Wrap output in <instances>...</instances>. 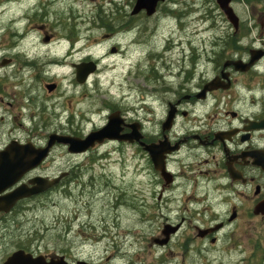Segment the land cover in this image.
I'll return each mask as SVG.
<instances>
[{
	"label": "flooded vegetation",
	"instance_id": "obj_1",
	"mask_svg": "<svg viewBox=\"0 0 264 264\" xmlns=\"http://www.w3.org/2000/svg\"><path fill=\"white\" fill-rule=\"evenodd\" d=\"M55 2L56 0H6V5L15 4L21 9V13L18 15L19 20L11 21L13 25L5 33L0 29V169L10 170L15 164L27 166L28 162L34 163V153L47 146L51 134L69 135L61 124L72 126L75 119L73 112L69 116L65 114L66 109L61 100L69 97V87L72 89L71 97H76L77 88L86 89L93 79L97 81L100 74V57L93 59L91 55L80 58L82 52L77 51L80 41L76 24L65 28L64 18H59L57 14L50 21ZM247 2L251 5L258 4L259 1ZM262 7L260 11H252V14L247 15V20L244 18V11L242 15L236 12V27L224 20L227 30L221 27L223 35L220 30L215 32L220 36L211 37V49L204 53L205 57L199 59L196 54H191L188 70L182 71L184 77L181 84L175 85L169 80L173 78L172 72L163 75L151 65L149 80L154 82V90H140L143 99L138 109L146 111L148 105L158 104L162 115L155 122V129L148 132L143 124L145 119L126 103L106 105V122L110 115L117 116L121 121V134L130 133L132 128L128 126L133 125L145 146L165 143L167 147L176 148L161 160L171 177L163 180L154 171L144 146L139 147L135 142L130 145L104 141L83 154L75 155L87 156L109 145H130L137 148L148 165V170L155 176L156 201H163L165 205L168 202L181 204L180 210L184 217L177 223V233L183 228L191 227V230L196 231L197 239L201 242L209 241L212 247L217 246L220 235L225 231H229L225 241L227 247H237L242 243L238 239L242 235L232 234L242 219L247 222L250 219L264 222V211L255 214L259 211L258 206L264 203V6ZM131 9L129 7L130 16L125 17L122 8H115V12L110 14L113 18L108 19L113 23L104 21L100 27L96 23L101 31H105L102 40L97 41L96 45H116L111 48L110 54L117 55L122 51L124 44L121 41L129 39L130 22L145 16L143 12L132 16ZM120 13L122 16L118 15ZM213 28L219 27L214 24ZM58 29L66 30L65 35L58 31L66 44L61 55L52 51V46L61 43L60 37L56 38L54 33ZM90 62L96 67L95 72L87 77L85 83L78 85L77 68ZM59 69L69 70V85H63L62 80H57ZM179 75L180 73L175 76ZM23 77L27 79L20 81ZM51 85L54 88L51 89ZM93 85L96 83L93 82ZM20 87H23L22 97H19ZM155 87L163 91L159 93ZM83 97L84 95L80 96L81 99ZM171 109L173 120L170 128L164 129L163 125ZM55 124H58V128L52 130ZM96 129L98 128L92 130ZM79 130L71 131L70 136L84 138L90 132ZM51 152L38 165L26 171L10 188L0 193V197L20 186L31 188L34 185L31 182L36 178L52 179L46 174L50 169ZM59 175L63 177L58 186L69 178L68 172ZM53 189L55 188L20 199L7 212L0 211V234L4 229L8 231L10 222L27 218L34 211V201L47 196ZM140 201L143 202L142 199ZM227 203L229 206L226 210L217 212L214 208ZM196 216H201V228L193 223ZM149 219L154 221V217ZM217 225L218 231L212 233L211 230ZM166 226L170 229L172 223L162 224L163 229ZM248 228L251 229V226ZM176 234L170 236L166 245L172 242ZM198 235L204 237L200 238ZM213 238L216 241L212 244L210 240ZM162 239V230L159 229L157 236L150 238L149 246L166 247L157 243ZM44 256L47 259L63 256L68 260L66 254Z\"/></svg>",
	"mask_w": 264,
	"mask_h": 264
},
{
	"label": "rangeland",
	"instance_id": "obj_2",
	"mask_svg": "<svg viewBox=\"0 0 264 264\" xmlns=\"http://www.w3.org/2000/svg\"><path fill=\"white\" fill-rule=\"evenodd\" d=\"M258 1L249 5L245 0H236L232 8L239 15L244 11L247 20L252 11L263 8L264 2ZM0 2V29L5 33L12 27L11 21L19 20L21 9L15 4L6 5V0ZM133 4L134 0H56L53 4L50 21L57 14L64 18L65 28L70 24L78 27L80 58H101L100 74L97 81L93 79L96 85L91 81L86 89L77 88L76 97H71L69 87L67 96L71 99L61 100L65 114L73 112L75 119L72 126L61 124L69 135L71 131L88 132L103 126L108 114L106 105L120 103L136 109L145 119L143 124L148 132L155 129L154 124L162 115L158 104L148 105L146 111L138 109L143 99L140 90H154V82L149 80L151 65L163 75L172 72L173 78L169 80L181 84L182 71L188 70L191 54L202 59L211 49V37L220 36L215 32L220 30L223 35L221 27L227 30L215 0H166L155 16L130 22L129 39L121 41L124 47L117 55L110 54L114 44L96 45L105 32L96 23L99 27L104 21L113 23L108 19L119 7L125 11V17L130 16L129 7ZM214 24L219 28L214 29ZM58 31L66 33L65 29L54 31L61 43L52 46V51L61 55L66 44ZM57 71V80L69 85V70ZM24 79L27 77L20 81ZM155 90L163 91L158 87ZM22 96L20 87L19 97ZM55 128L58 124L52 126V130ZM148 169L138 149L130 145H109L83 157L70 155L65 148L56 146L46 174L57 177L68 172L69 178L47 196L36 199L34 211L27 218L10 222L8 231H2L0 264L18 249L33 255L66 254L68 263L82 260L97 264H264V222L259 219L239 221L232 234L242 235L238 238L242 243L233 248L225 245L229 231L223 232L217 246L212 247L209 241L197 239L196 231L188 226L166 247L149 246L150 238L163 230L162 224L172 223L175 227L184 213L178 202L165 205L156 201L155 176ZM228 206L227 203L214 208L219 212ZM195 219L193 223L201 228V216Z\"/></svg>",
	"mask_w": 264,
	"mask_h": 264
},
{
	"label": "water",
	"instance_id": "obj_3",
	"mask_svg": "<svg viewBox=\"0 0 264 264\" xmlns=\"http://www.w3.org/2000/svg\"><path fill=\"white\" fill-rule=\"evenodd\" d=\"M164 0H135V4L132 9V15L138 14L141 11H144L147 16H151L156 11V7L158 3L163 2ZM217 4L219 8L223 11L226 15L227 19L231 23H236L237 18L235 17L232 9L228 6L229 0H217ZM76 73V81L79 84H83L86 81L87 76L94 72L95 66L92 63L83 64L77 68ZM51 89L54 88L53 85L50 87ZM173 120V111L169 112L166 122L163 125L164 129H169L171 122ZM120 119L117 116H110L108 118L107 124L94 132H91L85 139H79L76 137L70 136H58L52 134L50 136V140L47 146L42 149L38 150L34 153L35 162H28L27 166L23 164H15L11 167L10 170L6 168L0 169V193L6 191L10 188L20 177L32 167L38 165L40 161L48 154L49 150L55 145H63L67 146V150L69 153L72 154H79L87 151L88 149L94 147L95 144H101L105 140H116L119 142L127 141L129 143L137 142L140 146H144V149L150 155L151 161L154 165V169L159 171L162 177L166 178L167 173L164 172L163 165L161 166L160 159L164 157L165 154L171 153L175 151V147H167V144L160 143L159 145L151 144L145 146L140 139L142 138L138 131L132 128V131L128 134L121 135L120 132L122 128H120ZM63 175L54 178L50 181L46 179L36 178L34 179L31 184H34L31 188L26 186H20L16 190L12 191L11 193L1 196L0 197V211L7 212L8 208L14 205L18 200L39 195L48 189L56 186ZM258 210L255 214L262 213L264 211V203L258 206ZM177 228L168 229L163 231L165 239L162 241L157 242L159 245H164L167 243L168 237L170 234L174 233ZM3 264H67L63 256L60 257H50L47 259L44 256H33L30 253H26L22 250H18L13 252ZM76 264H90L86 262L79 261Z\"/></svg>",
	"mask_w": 264,
	"mask_h": 264
},
{
	"label": "bare ground",
	"instance_id": "obj_4",
	"mask_svg": "<svg viewBox=\"0 0 264 264\" xmlns=\"http://www.w3.org/2000/svg\"><path fill=\"white\" fill-rule=\"evenodd\" d=\"M103 21V20H102ZM102 24V23H101ZM109 24H107V26H108ZM110 26H111V24H110ZM106 28H108V27H106ZM153 33V32H152ZM149 35V34H148ZM153 35V34H152ZM147 44V43H146ZM147 46H148V44H147ZM150 46V45H149ZM175 46V45H174ZM176 47V46H175ZM148 51V50H147ZM149 52H151V51H149ZM155 52V51H154ZM130 54V53H129ZM150 55V54H149ZM155 55V54H154ZM147 56V55H146ZM152 56V55H151ZM149 57V56H148ZM23 88V87H22ZM36 89V88H35ZM30 90V89H29ZM31 92V91H30ZM37 93V92H36ZM35 94V93H34ZM27 95V94H26ZM29 95V94H28ZM36 95H38V94H36ZM32 96H33V94H32ZM35 101V100H34Z\"/></svg>",
	"mask_w": 264,
	"mask_h": 264
}]
</instances>
